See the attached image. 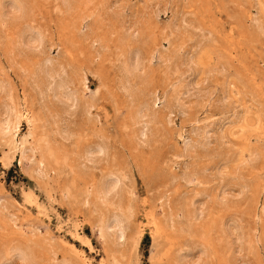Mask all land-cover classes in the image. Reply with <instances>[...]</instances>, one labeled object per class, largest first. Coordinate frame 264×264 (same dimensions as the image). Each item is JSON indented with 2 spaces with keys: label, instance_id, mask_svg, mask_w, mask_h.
I'll use <instances>...</instances> for the list:
<instances>
[{
  "label": "rangeland",
  "instance_id": "rangeland-1",
  "mask_svg": "<svg viewBox=\"0 0 264 264\" xmlns=\"http://www.w3.org/2000/svg\"><path fill=\"white\" fill-rule=\"evenodd\" d=\"M16 116L0 264H264V0H0Z\"/></svg>",
  "mask_w": 264,
  "mask_h": 264
},
{
  "label": "bare ground",
  "instance_id": "bare-ground-1",
  "mask_svg": "<svg viewBox=\"0 0 264 264\" xmlns=\"http://www.w3.org/2000/svg\"><path fill=\"white\" fill-rule=\"evenodd\" d=\"M16 9H20V5H17V4H14V3H11V5H10V9H9V11H11V10H16ZM84 26V25H83ZM34 36H30L29 38H28V45H29V47H34ZM36 46V45H35ZM136 62V61H135ZM50 63V62H49ZM137 63V62H136ZM136 66H138V64L136 65ZM50 71V70H49ZM48 75V74H47ZM48 76H50V77H52L53 79H55L56 77H55V75L53 76L52 75V73L51 72H49V75ZM85 77V76H84ZM56 80V79H55ZM49 85V84H48ZM56 85V84H55ZM58 85V84H57ZM59 85H61V84H59ZM50 86V85H49ZM5 89V88H4ZM61 102L62 103H64V104H67L68 103V101H72V100H75L76 99V95H74L73 93H63L62 95H61ZM77 100V99H76ZM79 103V102H78ZM69 104H72V103H69ZM68 104V105H69ZM74 104H75V102H74ZM73 104V105H74ZM88 104V103H87ZM71 106V105H70ZM13 111H14V109H13ZM10 112V111H9ZM90 113V112H89ZM11 114V113H10ZM15 115V114H14ZM6 116H7V114H6ZM8 118L7 119H9V115L7 116ZM12 117H13V115H12ZM11 117V118H12ZM18 117L19 116H16V119H15V121L12 123L11 122V120H6V122L4 123V125H2V128H1V133L3 134V135H5V134H9V132H13V134H15L16 133V131H17V129H19L18 128ZM20 120V119H19ZM2 124V123H1ZM145 128V127H144ZM17 134V133H16ZM64 134V133H63ZM15 138V137H14ZM13 140V139H12ZM69 140V139H68ZM14 145V144H13ZM19 146V145H18ZM24 146V145H23ZM101 146V145H100ZM100 146H98L97 145V147H96V149L94 148H91L92 150L90 151V152H88L87 154H88V156H87V158L91 161V162H93V161H96L95 160V156L98 154V152H101V150L103 151V149H102V147L100 148ZM22 149V148H21ZM26 150V149H25ZM21 151V150H20ZM33 151V150H32ZM31 151V152H32ZM97 153V154H96ZM86 154V155H87ZM23 155V154H22ZM34 156V155H33ZM97 157V156H96ZM33 158V157H32ZM8 160H10V159H8ZM41 164V163H40ZM38 165V164H37ZM35 170V169H34ZM33 170V171H34ZM52 171V170H51ZM41 172V171H40ZM39 174V173H38ZM42 178V177H41ZM109 178V177H108ZM110 178H112V177H110ZM113 178H114V176H113ZM115 179H116V177H115ZM118 179V178H117ZM116 179V181H119V180H117ZM108 180V179H107ZM113 179H109V183H107V185L105 184L104 186H106V194L104 195L103 194V196L104 197H106V196H108V193L111 195V192H113V189H115L114 187L116 186L115 185V180H114V182L112 181ZM117 183V182H116ZM122 185V184H121ZM87 187V186H86ZM97 187V186H96ZM117 187V186H116ZM87 189H89V188H87ZM93 189V188H92ZM94 190V189H93ZM89 191V190H88ZM97 193V192H96ZM103 193V192H102ZM91 194V193H90ZM89 195V194H88ZM115 195V194H114ZM102 196V197H103ZM67 197V196H66ZM105 200V199H104ZM105 203V202H104ZM100 212V211H99ZM123 216V215H122ZM121 216H119V217H114L113 219V221L111 222L112 224H109L108 223V227H109V230H111L110 229V227H112V226H116L117 224H119L118 222H120V221H122V218H120ZM194 219V218H193ZM123 222V221H122ZM120 225H121V223H120ZM117 226H119V225H117ZM102 227V226H101ZM120 227V226H119ZM103 228V227H102ZM100 229V228H99ZM106 229V228H105ZM108 230V231H109ZM112 230H115V229H112ZM122 231V230H121ZM120 235H122V234H120ZM122 236H124V235H122ZM30 240V239H29ZM29 253V252H28ZM16 254V253H15ZM31 254V253H30ZM19 255V254H18ZM28 256V255H27ZM30 259V258H29ZM28 260V259H27ZM31 260V259H30Z\"/></svg>",
  "mask_w": 264,
  "mask_h": 264
}]
</instances>
